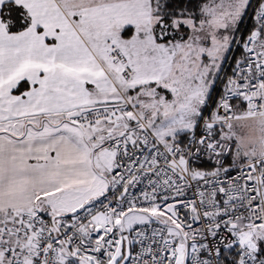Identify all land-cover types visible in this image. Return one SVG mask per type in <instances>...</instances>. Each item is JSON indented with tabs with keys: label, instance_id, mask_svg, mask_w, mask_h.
<instances>
[{
	"label": "snow or ice",
	"instance_id": "snow-or-ice-1",
	"mask_svg": "<svg viewBox=\"0 0 264 264\" xmlns=\"http://www.w3.org/2000/svg\"><path fill=\"white\" fill-rule=\"evenodd\" d=\"M0 264H264V0H0Z\"/></svg>",
	"mask_w": 264,
	"mask_h": 264
}]
</instances>
